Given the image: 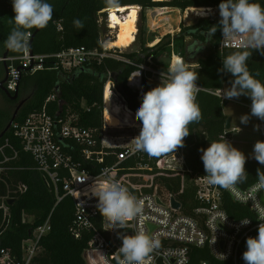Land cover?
I'll return each mask as SVG.
<instances>
[{"label":"trees","instance_id":"16d2710c","mask_svg":"<svg viewBox=\"0 0 264 264\" xmlns=\"http://www.w3.org/2000/svg\"><path fill=\"white\" fill-rule=\"evenodd\" d=\"M46 2L53 6V18L45 28L39 31L36 28L29 30L31 33L29 44L31 43L34 54L48 56L45 61L47 68L23 74L19 84V96H22L25 90L31 89V92L19 109L15 120L22 121L30 113L40 110L46 98L56 94L57 99L47 105L49 113L58 118L71 116L72 124L95 130L98 142L105 125L104 116L107 115L112 124L116 123L115 119L109 115L107 108L104 113V87L109 79V72L117 74L115 89L123 95L128 107L136 113L144 92L133 91L127 86V80L136 67L127 65L113 56H104L67 70L61 66L53 67L57 61L55 55L78 46L105 51L101 42L102 21L100 18L106 15V9L109 8L139 5L143 11L158 7L176 8L182 11L199 7L213 10L210 15L200 17L194 24L182 26L179 33L166 34L152 47H145V43L140 42L141 47L138 51L122 53L138 63H143L148 56L153 55L156 60L162 52L171 51L173 43L176 50L183 56L184 62L188 64L189 70L199 76L197 83L201 89L196 96V103L200 107L202 118L199 122L188 125L190 134L184 138L186 165L191 172L159 170L156 167V161L163 155L153 157L144 151L140 156H133L122 161L117 172V176L135 188L136 193L151 192L158 185L160 190L170 192L181 202L182 211L185 214L193 216L194 210L201 205L196 197L194 176L206 175L201 160V149L205 148L209 140H220L224 133L233 134L232 127L229 130L226 129L228 115L224 113V106L227 100L213 93V90L222 89L226 84H230L233 78L231 74L221 73L218 70L222 68L224 57L244 50L243 48L219 49L222 33L217 24L220 20L218 5L221 0H114V2L113 0H46ZM250 2L264 7V0H250ZM14 15L12 0H0V57H4L5 54L8 57H18L23 54V52H12L5 46V40L13 27L11 19ZM77 19L83 23V29L74 26L73 21ZM214 28L215 34L210 35ZM187 37L196 43L208 44L210 53L195 60L190 59L197 52L189 51ZM113 51L108 50V53ZM18 63L19 61H16V64ZM247 66L250 74L264 83V55L253 50ZM155 67L161 70L167 68L160 65ZM4 76V62L0 61V81ZM0 93L8 102H14L1 89ZM112 93L111 90L109 95ZM13 115L14 112L0 108V134L6 129ZM7 138L18 150V155L7 163L10 169L0 173V206L4 202L9 211V216L4 217V210L0 208V249L9 248L20 257L23 240L29 237L36 227L44 224L49 217L51 229L41 238L42 250L30 264H87L84 252L93 233L83 230L79 237L74 235L72 227L75 219V203L72 197L66 195L58 201L54 190L47 186L42 173L37 169L34 158L23 150L19 139L13 135L12 129L4 133L0 139V145ZM58 141L67 153L79 159L78 148L73 142L65 139H58ZM260 141H264V138L262 137ZM95 148L99 149L100 144L98 143ZM120 150L116 148L113 151ZM6 153L12 156L11 151L7 150ZM0 159H2L1 155ZM115 161L114 154L107 155L104 163L98 168L112 165ZM137 163L149 164L152 170L134 169ZM83 168L94 172V169L86 163L83 164ZM245 169L248 173L247 181L238 185L242 189L248 188L257 181V169L264 170V165H260L256 160H249L246 161ZM134 173L148 175V181L142 182L141 179L133 177ZM22 186L25 187L23 191L20 190ZM11 198L15 200L9 204L8 200ZM223 202L231 218L240 219L249 215V208L234 202L229 195L225 194ZM190 254L189 264H200L203 260L213 261L207 248L192 247Z\"/></svg>","mask_w":264,"mask_h":264},{"label":"built area","instance_id":"2783aa9c","mask_svg":"<svg viewBox=\"0 0 264 264\" xmlns=\"http://www.w3.org/2000/svg\"><path fill=\"white\" fill-rule=\"evenodd\" d=\"M171 47L173 49L166 70L155 67L153 55L148 56L145 62L138 63L135 59L122 55L123 51L115 50L116 47L109 48L105 43H103L105 50L103 52L98 49H87L84 46L58 52L55 55L57 61L53 67L61 66L68 70L91 59L113 56L127 65L136 67L127 80V86L133 91L143 93L146 81L158 76L165 79L170 65L177 59L184 61L173 43ZM223 48H243V46L238 39L230 40L222 36L219 49ZM108 50L114 51L108 53ZM47 58L48 56L44 54H30L29 48L18 57H0V61L6 64L8 62L5 88L13 94L24 73H34L47 68L45 64ZM16 61L19 63L16 64ZM139 73L140 75L137 76ZM108 83L113 84L110 72L104 87V95ZM112 92L120 97L129 117L135 121V113L128 107L123 95L117 90ZM213 93L222 98L221 89L213 90ZM56 99V94L49 95L40 110L30 113L22 121L14 120L10 129L19 139L23 150L34 158L37 169L42 173L47 186L54 190L58 201L66 195L72 197L75 203V219L72 227L74 235L79 237L83 230L92 231L93 237L84 252L87 264H120V260L123 259L122 254L118 252L122 243L120 237L124 234L134 235L141 229L159 241V247L145 258L144 264H189L192 247L207 248L213 257L212 262L203 260L200 264H245L242 254L246 251V239L257 236L260 221H258L257 210L252 206L253 202L243 201L255 194L257 181L245 189L237 186V193H232L210 184L206 175H195L196 197L201 205L194 210L193 216L187 215L182 211V204L179 210L172 207L171 197L173 195L168 191L160 190L158 185L151 192L136 193L135 188L117 176L122 161L133 156H140L142 153V151L133 150L132 139L138 134L108 136L104 125L98 142L95 130L72 124L71 116L58 118L49 113L47 105ZM259 125L264 138V121L259 120ZM127 127H133V124ZM138 129L140 130V127ZM222 136H225L228 142L233 139V135L224 133ZM58 139L73 142L78 148L79 159L67 153ZM98 143L100 148L96 149ZM116 148L121 150L114 152ZM7 150L12 152V156L6 153ZM112 154L115 155L116 161L112 165L98 168L104 163L105 157ZM0 155L2 156L0 173H2L10 169L7 163L18 155V150L8 138L0 145ZM84 163L90 165L94 172L83 168ZM156 167L159 170L190 173L186 165V148L179 147L175 152L163 155L156 161ZM137 168L152 170L149 164L142 163H137L134 169ZM136 174L137 177L144 178L141 179L142 182L148 181V175L134 173L132 176L136 177ZM111 180L125 185L138 200L142 201L141 214L127 220L123 225L110 223L107 218L102 217L97 210L98 201L91 194L94 187ZM20 190H25V187H20ZM225 194L229 195L234 202L247 206L249 215L240 219L231 218L223 206ZM257 199L264 204V190L257 193ZM0 208L4 210V217H8V207L4 202ZM225 215H227V220L219 225L221 218ZM242 219H248L250 223L242 226L240 223ZM50 229V218L48 217L44 224L36 227L30 236L23 240L20 257L9 248H1L0 264H30L42 250L40 240ZM215 239L216 242L213 244ZM217 253H223L226 259Z\"/></svg>","mask_w":264,"mask_h":264},{"label":"clouds","instance_id":"9594fccd","mask_svg":"<svg viewBox=\"0 0 264 264\" xmlns=\"http://www.w3.org/2000/svg\"><path fill=\"white\" fill-rule=\"evenodd\" d=\"M12 7L15 13L11 19L13 27L5 40V46L12 52L22 53L29 48V30L45 28L53 18L54 9L46 0H12ZM218 8L220 20L217 25L222 36L230 40L238 39L244 49L222 60V68L218 71L231 74L233 78L230 87L222 90V99H239L241 96L249 98L250 113L241 115L240 123L247 125L253 117L264 121V83L255 79L247 66L253 50L264 55V7L250 0H221ZM201 10L202 15L211 12V9ZM73 24L79 29L84 28L79 19L74 20ZM215 32L214 28L210 35ZM165 79L166 82L143 93L142 102L135 113L140 132L132 139L133 150L144 151L153 157L183 147L184 138L190 134L188 125L202 118L196 103L200 90L198 74L190 71L184 61L177 59L170 65ZM253 127L254 131H260L259 124ZM240 131L242 129L237 126L236 133ZM201 152L208 182L237 193V186L245 183L248 178L245 154L228 142L225 136L219 142L210 143ZM251 156L260 165H264V141L255 142ZM261 190H264V170L257 169L255 194L243 201L253 202L252 206L257 210L260 221L257 236L246 239V251L242 254L245 264H264V204L257 199V193ZM91 194L98 201L97 210L110 223L123 225L142 212V201L115 180L94 187ZM226 220L227 215L221 218L219 225ZM240 223L242 226L247 225L250 220L242 219ZM120 238L122 243L118 252L123 256L120 264H144L145 258L159 247V241L143 229L134 235H123ZM215 242L216 239L213 244ZM217 254L226 259L223 253Z\"/></svg>","mask_w":264,"mask_h":264},{"label":"rangeland","instance_id":"374dc122","mask_svg":"<svg viewBox=\"0 0 264 264\" xmlns=\"http://www.w3.org/2000/svg\"><path fill=\"white\" fill-rule=\"evenodd\" d=\"M138 6V21H137V32L135 35V41L132 43L130 47L119 49L116 47L117 51H129L134 52L138 51L141 47V43H145V47H152L159 40L164 37L166 34H177L181 31V27L186 24L193 23L198 20L200 17L208 16L213 11L211 8V12L202 15V10H198V8H189L185 11L176 8H149L142 10V7ZM115 8V7H113ZM200 8V7H199ZM109 9H106V15L102 16L100 20L102 21V29L104 31L105 38H109L114 40L117 35V29L112 26V23L109 19ZM208 10V9H206ZM119 13V12H118ZM121 13V12H120ZM121 17H124L125 14H120ZM143 29V32H142ZM187 46L193 44V41L190 37L186 38ZM106 45L108 43L104 42ZM197 46H202L203 55H208L210 53L209 45L198 44L192 47L191 52L195 51ZM206 46V47H205ZM173 47H171L172 51ZM176 49V48H175ZM171 51L167 50L158 55L157 59L154 60L156 65H160L163 67H167L170 57ZM178 52V51H177ZM180 53V52H179ZM161 79L162 83L166 82V79L158 76L155 79ZM111 81L114 83L112 79L111 73ZM226 87H230V84H226ZM150 81L148 83L145 82V86L143 92H147L151 90ZM31 89L25 90L22 94L23 99H26L30 96ZM104 106L105 109L109 112V115L115 119L116 123L112 124L107 115L104 116V123L106 128V133L108 136H118L121 134H139L140 130L138 129L140 126L139 122L134 121L129 117L128 112L124 108V104L121 101L120 97L117 96L116 93H112L111 95H107L105 92L104 95ZM251 100L245 96H241L239 99H227V103L224 106V112L231 118L232 121V132L233 139L229 141L234 147L241 150L245 156L247 157L246 161L255 160L252 158L251 154L253 151V146L257 140H260L263 136L262 131H254V125L259 124V120L253 117L247 125L241 124L239 117L244 114L250 113ZM0 108L4 109L8 112L15 111L14 103L8 102L3 95L0 93ZM133 127H127V125H132ZM237 126L242 129L239 133H236ZM220 140H209L206 143L204 149L209 147L212 142H219ZM202 156V152H201ZM137 177V174L135 175ZM139 179H144L142 176H138Z\"/></svg>","mask_w":264,"mask_h":264},{"label":"bare ground","instance_id":"6f19581e","mask_svg":"<svg viewBox=\"0 0 264 264\" xmlns=\"http://www.w3.org/2000/svg\"><path fill=\"white\" fill-rule=\"evenodd\" d=\"M201 9L206 10L209 8H198V10ZM118 11H120L121 14H125L124 17H121ZM138 12V6L136 5L110 8V21L112 23V26L115 27L118 32L116 38L108 43L109 48H127L132 45V43L135 41V35L137 32ZM105 92L107 95H109V93L111 92L110 83L107 84Z\"/></svg>","mask_w":264,"mask_h":264},{"label":"water","instance_id":"95a60500","mask_svg":"<svg viewBox=\"0 0 264 264\" xmlns=\"http://www.w3.org/2000/svg\"><path fill=\"white\" fill-rule=\"evenodd\" d=\"M118 12L120 13V11H118ZM120 14H121V13H120ZM109 19H110V17H109ZM196 21H197V20H196ZM196 21H195V22H196ZM192 24H194V22H193V23L186 24L185 26H190V25H192ZM39 30H40V29H37V31H39ZM100 34H101V42H102V43H104V42L109 43V42L112 41V39H109V38L106 39V38H105L103 29L100 30ZM29 50H30V54H33V51H32V49H31V43L29 44ZM4 57H7V54H5ZM4 68H5V76H4V78L0 81V89H1L2 91H4V92L6 93V95H7L11 100H16V99L19 98V88H20V86L18 85L16 91H15L13 94L10 93V92L5 88V86H4V82L6 81V78H7V76H6V73H7V64H6L5 62H4ZM116 75H117L116 73H113V74H112V79H113V81H114V83L111 85V90H112V91H116V89H115V87H114L115 82H116ZM25 101H26V99L21 100V102H20V103L17 105V107L15 108L14 115H13L12 119H11L10 122L8 123L6 129L0 134V139L3 137L4 133L10 129V127H11L13 121H14L15 118H16V115H17L19 109L23 106V104L25 103ZM231 127H232V121H231V118L228 117L227 120H226V129L229 130ZM14 200H15L14 198H11V199L8 200V203L11 204V203L14 202ZM159 202H160V200H159ZM171 204H172V207H173L174 209H176V210L181 209V202L178 201L174 196L171 197ZM150 227H151V229H153V226H152V225H151ZM124 235H130V234H124Z\"/></svg>","mask_w":264,"mask_h":264},{"label":"crops","instance_id":"0c3cea01","mask_svg":"<svg viewBox=\"0 0 264 264\" xmlns=\"http://www.w3.org/2000/svg\"><path fill=\"white\" fill-rule=\"evenodd\" d=\"M193 41V40H192ZM198 44H201V43H196L195 41H193V44H192V46L191 45H189L188 47H189V51H191L192 50V47L194 48V46L195 45H198ZM203 45V44H202ZM202 46H197L196 48L198 49V48H201ZM196 49V50H197ZM195 50V51H196ZM194 52V51H193ZM197 53H196V55L194 56V57H191L190 59H192V60H195V59H197L198 57H201V56H203V53H202V48L199 50V51H196ZM199 52V53H198ZM162 81H161V79H155L154 77L153 78H151L150 79V87L151 88H154V87H156V86H158L160 83H161ZM146 83H148V81H146ZM225 88V86L221 89V90H223ZM104 111H105V108H104ZM225 113V112H224ZM226 114V113H225ZM227 115V114H226ZM233 127V126H232ZM232 129V128H231ZM233 130V129H232Z\"/></svg>","mask_w":264,"mask_h":264},{"label":"flooded vegetation","instance_id":"af4514ba","mask_svg":"<svg viewBox=\"0 0 264 264\" xmlns=\"http://www.w3.org/2000/svg\"><path fill=\"white\" fill-rule=\"evenodd\" d=\"M199 53V52H198ZM21 100H23V97L22 96H19V98L18 99H16V100H13L14 102V105H15V108L17 107V105L21 102Z\"/></svg>","mask_w":264,"mask_h":264}]
</instances>
